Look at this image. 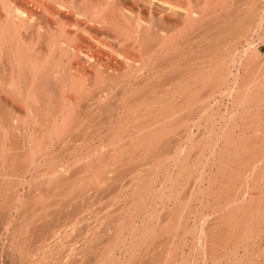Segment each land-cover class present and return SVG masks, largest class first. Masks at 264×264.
I'll return each instance as SVG.
<instances>
[{"label": "rangeland", "instance_id": "obj_1", "mask_svg": "<svg viewBox=\"0 0 264 264\" xmlns=\"http://www.w3.org/2000/svg\"><path fill=\"white\" fill-rule=\"evenodd\" d=\"M37 1L0 0V23L8 27L10 16L18 15L14 9L24 10L17 18L28 23L19 31L20 50L31 55L40 79L35 86L25 60L10 70L12 63L0 59V264H138L150 255L159 264H171L167 259L176 252V261L185 264H217L216 255L226 245L234 246L220 238L214 218L221 210L216 207L220 190L246 188L244 205L264 208V0H158L167 9L177 6L176 17L185 26L129 2L138 11L134 16L135 21L141 18L140 27L129 32L127 42H112L115 50L129 54V80L128 66L116 54L119 71L98 84L97 64L83 54L78 59L62 51L67 75L55 71L61 60L52 53L62 34L66 40L75 33L70 41H80L84 53H95L99 45L83 33L87 24L70 27L78 24L75 10L63 9L55 16ZM56 1L44 0L51 6ZM81 7L88 16L94 8L85 1ZM183 8L196 12L195 17L187 21ZM240 34L235 51L233 39ZM155 59L161 64L159 73ZM133 61L139 66L146 61L142 74L131 70ZM256 75L262 77L252 86ZM60 77L68 90L69 81L75 82L69 90L74 99L60 103L61 119L52 126L47 119L55 104L49 95L61 94L56 85ZM101 84L112 95L99 106L92 93ZM31 91L45 96L27 101ZM213 92L217 95L210 98ZM242 93H254L257 101L236 105ZM159 117L162 123L153 125ZM220 135V146L213 151ZM254 137L259 153L244 161L237 178L230 142L248 145ZM101 153L105 161L117 160L109 182L97 178ZM57 172H66L67 179L57 181ZM188 213L183 234L180 223ZM50 229L54 237L47 234ZM255 234L245 238L242 233L239 264H264V232ZM148 247L155 250L148 253Z\"/></svg>", "mask_w": 264, "mask_h": 264}, {"label": "bare ground", "instance_id": "obj_2", "mask_svg": "<svg viewBox=\"0 0 264 264\" xmlns=\"http://www.w3.org/2000/svg\"><path fill=\"white\" fill-rule=\"evenodd\" d=\"M86 2V3H92L94 8H93V12L91 13V15H87L85 12L86 10H84L82 7H81V4H83V2ZM38 2V1H37ZM131 2L134 6L133 7H137V9L139 11L141 10H149L151 12V14L153 15H157L160 19L163 18V16H166L171 22H174L175 24H180V25H184L182 24V22L179 21V17L177 16L176 17V13H175V8H177V6H171V8H165L163 3H159L158 0H57L56 1V5H49V4H46L44 2V0H40L38 2V4L43 8V9H47L50 14L52 15H55L57 14V12L59 13L61 10H66L67 13H68V10H75L76 13L75 15L78 17L77 21H78V24L76 25H72L70 24V27H79L81 29V25L79 24H87V26L89 27V29H83V33H85V35H88V37H90L95 43H97L99 46L97 47L98 50L94 53V51H87V53H84L83 49H81V46L79 45L80 44V41L77 42V44H74L72 43V41H70L73 37V34L75 33H72L71 34V37H70V33H69V38H67L66 40L63 39L62 35L61 37H59L58 40H56L55 42V49H54V52L52 54H54V57H56L58 60H61L60 62L61 63H58V65H60V69L58 70H55L56 72H59L60 75L64 73V70L65 67H64V64L65 62L63 61V55L64 53H62V51H64L65 53H70V52H73V55H76V58L80 59L81 58V55L83 54V56L87 57L88 58V61L90 59H92V61L94 60L96 62L97 65L96 68H97V76L99 81L97 82L98 83H103V80L106 79V76H109L110 74L114 75L115 72H118L119 71V68L120 66L117 64V58L115 57V55H120L125 64H127L128 66V72L126 73V81L128 82L129 80V54L128 53H124V52H120V51H117L115 50L112 42L113 41H120L121 43H125V40L127 38H129V32L132 31L133 29L135 30V28H139L140 27V20L141 18H138L137 21L136 20V17L137 16H134V14L136 13L137 14V10L133 9V7L131 6L130 7V3ZM162 2V0H161ZM169 6V7H170ZM135 7V8H136ZM191 7V6H190ZM52 8V10H51ZM182 8V7H181ZM7 10H9V13H10V10H12L11 8H8ZM16 11V13L18 15L14 16H10L11 18V26L8 27L7 25H4L3 23L1 24L0 23V50H4V54L1 55L0 54V59H7L8 61H10L12 64H10L9 68L10 70L13 69V66L14 64H18V61L20 59L23 60V63H24V60H25V63H26V68L25 70L29 71V78L30 80H32L33 84H34V81L37 79V76H39V72L37 73V71L34 69L35 67H32V65L30 64V58H31V55H28L27 53L23 52L25 51V49L21 52L20 50V47L22 48V45H21V41H20V38L18 37L19 34H20V29H22L24 27V25L27 23L26 21L24 20H20L18 21L20 17V15L24 14V10L22 11L20 8H15L14 9ZM183 10L185 11L184 15H185V18L186 20L190 21L192 20L193 17H195V14L196 12L192 11L190 8H183ZM137 11V12H135ZM70 13V12H69ZM74 13V11H73ZM58 15V14H57ZM198 16V15H197ZM23 17V16H22ZM58 17V16H57ZM9 18V19H10ZM231 18V17H230ZM21 19V18H20ZM133 19V20H132ZM27 20V19H26ZM76 20V19H75ZM143 20V19H142ZM231 21V20H230ZM227 21V23L229 24H234L233 21ZM134 22H137L136 25ZM144 22V21H143ZM142 22V23H143ZM237 22V20H236ZM235 22V23H236ZM257 22V21H256ZM146 22H144L145 24ZM260 23V21H259ZM28 24V23H27ZM69 25V24H68ZM149 25V24H148ZM147 25V26H148ZM185 26V25H184ZM85 28V27H84ZM230 29V28H229ZM228 29V30H229ZM230 31H232V29H230ZM63 32V31H62ZM135 32V31H134ZM133 32V33H134ZM48 34V33H47ZM46 34V35H47ZM59 34V33H58ZM60 35V34H59ZM58 35V36H59ZM40 36V35H39ZM48 36V35H47ZM65 37V35H64ZM209 37V35H208ZM212 37V36H211ZM46 38V37H45ZM54 38V37H52ZM210 38V37H209ZM243 38V35H238L237 37H235L233 39V45H232V49L233 50H237L238 48V45L239 43L241 42ZM246 39V38H245ZM50 42V41H49ZM119 42V43H120ZM127 42V40H126ZM48 43V42H47ZM54 43V41H53ZM47 46H52L51 44H48ZM121 46V45H119ZM53 48V47H52ZM88 49V48H87ZM90 49V48H89ZM118 49V48H117ZM232 50V51H233ZM235 50V51H236ZM76 52V53H75ZM29 53V52H28ZM63 55H62V54ZM5 55V56H4ZM42 55V54H41ZM236 55V54H234ZM3 57V58H2ZM47 57V55H46ZM49 57V56H48ZM69 57V56H68ZM234 57V56H233ZM36 58V57H35ZM41 58H43L41 56ZM235 58V57H234ZM53 59V58H52ZM75 59V57H74ZM43 60V59H42ZM45 60V59H44ZM55 60V59H54ZM71 59H69L68 61H70ZM236 60V58H235ZM4 61V60H3ZM87 61V62H88ZM91 61V60H90ZM238 61V60H237ZM36 62V60H35ZM80 62V61H79ZM83 62V61H82ZM156 63V71L155 73H159L160 71V62H159V59H155L154 61ZM49 63V62H48ZM70 63V62H69ZM132 63H135L132 65ZM136 63L138 62H130V66H131V70L134 71V72H137V73H140L142 74L143 71L145 70L146 68V61H144L143 64H141V66L137 65ZM4 64V63H3ZM21 64V63H20ZM34 64V63H33ZM36 64V63H35ZM52 64V63H51ZM91 64V63H90ZM22 65V64H21ZM57 65V66H58ZM92 65V64H91ZM25 66V65H24ZM90 66V65H89ZM126 66V67H127ZM22 67V66H21ZM37 67V65H36ZM38 68V67H37ZM64 68V69H63ZM76 68V67H75ZM95 68V69H96ZM94 69V67H93ZM5 70V69H4ZM38 70V69H37ZM46 70V68L44 69V71ZM47 70H50L47 69ZM6 71H9L7 68H6ZM39 71V70H38ZM41 72L42 69L40 70ZM53 72V71H52ZM74 72V71H73ZM10 73V72H9ZM48 73V71H47ZM67 73V72H66ZM66 73H64L65 75H67ZM37 74V75H36ZM45 74V73H44ZM27 75V76H28ZM131 75V74H130ZM198 73L195 74L194 78L195 81L198 79ZM26 76V77H27ZM48 76V75H47ZM62 76V75H61ZM58 77V75H57ZM63 77V76H62ZM70 77V76H68ZM262 77V75L260 76H255L254 80L251 81L249 84H252V86H257L258 85V81L259 79ZM6 78V77H5ZM13 79V76L11 77ZM10 78L9 81H12ZM49 78V77H48ZM8 79V78H7ZM28 79V78H27ZM56 79V78H55ZM62 79L61 77L60 78H57V87L59 90H61V94L58 93V95H48L50 96L49 98H51V100L53 101V103L55 104L53 106L52 109H50V112H49V115H48V119L47 121L51 123L52 126H54L55 123H57L59 121V118L60 116L62 115V111L64 109V106H60V103L62 101V103H66L65 101H70L72 102V100L74 99V97L71 95L70 92H72L74 90V81L73 78H72V82H70L69 80L71 79V77L69 78V85L68 87L70 86L73 90L72 91H69L71 90V88L68 90L66 89V85L64 84L65 82H63V79L62 81L60 80ZM6 80V79H5ZM15 80V79H14ZM18 80V79H17ZM38 80V79H37ZM40 80V79H39ZM38 80V81H39ZM8 81V82H9ZM44 81V80H43ZM106 81V80H105ZM104 81V82H105ZM125 81V82H126ZM7 82V83H8ZM13 82V81H12ZM36 82V81H35ZM47 82V80H46ZM126 82V83H127ZM71 83L72 86L70 85ZM95 83V82H94ZM10 86L14 87V84H11V82H9ZM8 84V85H9ZM36 84V83H35ZM34 84V85H35ZM40 84V82H39ZM247 85V88H249L251 85ZM26 85V84H25ZM32 85V84H31ZM41 86H43V84H40ZM19 86V85H18ZM29 86V84H28ZM27 85H26V88H29ZM35 86H39L38 84H36ZM34 86V87H35ZM96 86V85H95ZM98 86V85H97ZM33 87V85H32ZM31 87V88H32ZM33 87V88H34ZM126 87V85H125ZM217 87V86H216ZM25 88V87H24ZM36 88V87H35ZM41 88V87H40ZM43 88V87H42ZM76 88V87H75ZM47 89V88H46ZM34 90V89H33ZM67 90L69 91V93H67ZM94 90V89H93ZM30 91V90H29ZM35 91V90H34ZM42 91V90H41ZM40 92V91H39ZM38 92V93H39ZM228 92V91H227ZM44 93V92H43ZM222 93V92H221ZM22 94V93H21ZM27 94V93H26ZM66 94V95H65ZM18 95V94H17ZM25 95V94H24ZM111 89L109 88V86L105 85V84H101L99 85V88H96L95 91L92 93V98H94V102L93 103H96L97 105H101L107 101H109L111 99ZM217 95V92H213L212 94L208 95L210 98L211 97H215ZM44 97L45 95L42 94L40 92V94H37L36 92H29L27 97L28 99H26L27 101L29 100H32L30 99V97L32 98L33 97V102L36 103V101L38 102V99L36 97ZM65 99L62 100V97H65ZM39 98V97H38ZM48 97H46L47 99ZM257 97L254 96V93H246V94H239L237 96V98L235 99V104L240 106V105H243L244 103H247V105H250V104H254L257 99ZM26 101V102H27ZM41 101V100H40ZM43 101V100H42ZM41 101V102H42ZM118 102V101H117ZM33 103V104H35ZM32 104V103H31ZM117 104L116 103L114 106H113V111L111 112V114L108 116V119L109 120H112V117L113 115L116 113V110H117ZM30 105V103L28 104ZM67 108V107H66ZM69 108V107H68ZM28 110L32 113L34 110H32L31 108V105L30 107H28ZM161 117V116H160ZM159 117V118H160ZM236 117V116H235ZM233 118V117H232ZM61 119V118H60ZM156 121V120H155ZM163 120H158L157 118V121L156 123H153L156 124V126L160 125L162 123ZM161 129V128H160ZM160 129L158 130H155V132H153V135L154 134H157L160 132ZM221 134V133H220ZM221 135L218 137V139L214 142V147H213V151L217 150L218 146H220V142H221ZM151 142V141H150ZM240 141H234V142H230V145H231V148L228 150V153L230 151L229 154H232L233 153V157L237 160L235 161L234 165H233V168H232V172L234 173V176L236 177L237 175V178H238V175L241 174L240 171L241 168L244 167V161L247 160V159H250L252 156L257 157L258 153H259V147H258V138L254 137V138H250L247 142L249 143L248 145H245V143H239ZM154 143V140L153 142H151V144ZM155 145V143H154ZM217 148V149H215ZM227 149V148H226ZM225 153V151H224ZM224 155V154H222ZM228 155V154H227ZM105 157L102 155H100V157L97 159V166H98V172H97V178L99 181H106V182H109L112 180V178L109 176V172L111 171V169L115 168L116 167V163H117V160L116 159H113L112 161L113 162H110V161H105ZM112 159V158H111ZM129 160V159H128ZM95 166V165H93ZM223 170L225 168V165L222 166ZM70 170V169H69ZM66 171V170H65ZM56 174H58L57 176L59 177V174H60V177H59V180L57 181H63V180H66V178H64L65 174L67 176V173L65 172L64 173H59L57 172ZM203 175H206V174H203ZM205 177V176H204ZM201 178L202 181H205L204 179L205 178ZM236 178V179H237ZM240 178V177H239ZM241 180V179H239ZM238 180V182H239ZM237 182V181H236ZM234 182V183H236ZM241 182V181H240ZM86 184V183H84ZM87 185V184H86ZM102 185V184H101ZM81 186H84L85 185H81ZM211 186V185H210ZM225 187V186H224ZM207 189V188H206ZM221 189V188H220ZM227 187L225 189H221L220 192L218 193L219 196L216 198V202H217V208H220V212H215V214L218 213V216L217 217H214L216 218V223L218 225H220V228H219V235H220V238L221 239H227V242H231L232 244H234V246L232 245V248L229 249V245L225 246L223 251H221L222 253L221 254H218L216 255L217 259L215 260L217 262V264H223L222 261L226 259V262L227 264H239V257L236 256L238 250H240L239 245L241 244L240 242V239L241 236H242V233H246V237L245 238H253V235L255 233H261L264 232V230L262 229L261 225L264 224V208H260L253 205L252 202H248V204L244 205L245 203V200H247V193H248V190L246 188H237V189H234L233 190V193H228L230 192L229 189ZM83 189L81 188V191ZM202 190V189H201ZM207 191V190H206ZM80 192V191H79ZM202 195H204V190L201 192ZM217 194V195H218ZM209 195V194H208ZM249 196V194H248ZM204 198V197H203ZM250 199H252L250 197ZM214 200V199H213ZM204 201V200H203ZM251 201V200H250ZM247 202V201H246ZM215 204V203H214ZM220 206V207H218ZM215 208V207H214ZM216 209V208H215ZM226 210L225 212L223 210ZM172 213V212H171ZM204 214V213H203ZM216 216V215H214ZM180 218V217H178ZM205 220V219H204ZM46 222V221H45ZM190 222V216H189V213L187 214V216L184 218V220L180 223L181 226H182V229H181V232L184 234L186 233L187 231V227H188V224ZM212 225V224H211ZM216 226V224H213ZM258 225V227H257ZM214 226V227H215ZM218 228V227H217ZM217 228H216V231H217ZM122 229V228H121ZM215 229V228H214ZM213 230V228H212ZM211 231V230H209ZM53 232L51 229L49 230V233ZM97 234L98 235L100 233V230L97 229ZM181 233V234H182ZM213 233V232H212ZM211 233V234H212ZM217 233V234H218ZM46 234V233H45ZM46 234V235H47ZM52 237L53 236V233H51ZM214 235V234H213ZM245 235V234H244ZM48 236V235H47ZM256 236V234H255ZM51 237V238H52ZM211 238V237H210ZM209 238V240H210ZM257 238V237H256ZM218 239V238H217ZM263 239V238H262ZM116 240V239H114ZM212 240V239H211ZM229 240V241H228ZM231 240V241H230ZM206 241V240H205ZM216 241V240H215ZM225 241V240H224ZM234 241V243H233ZM243 241V240H242ZM110 242V241H109ZM220 242V241H219ZM226 242V241H225ZM240 242V244H239ZM54 243V242H53ZM208 243V242H207ZM243 243V242H242ZM157 244V243H155ZM219 244V243H218ZM244 244V243H243ZM242 244V245H243ZM247 244V243H246ZM50 245V244H49ZM249 245V244H248ZM153 246V245H152ZM208 246H210V244H208ZM217 246V245H216ZM246 246V245H245ZM154 247H157V246H154ZM149 248V249H146L145 251L148 252L149 250H155V248ZM166 248V247H165ZM238 248V250H237ZM243 248V247H242ZM107 248L104 249V251L106 250ZM161 249V248H160ZM163 249V248H162ZM200 249V248H199ZM248 249V248H247ZM175 250V249H174ZM201 250V249H200ZM245 250V249H244ZM161 252V250H159ZM165 252H167L166 250H164ZM169 251H170V248H169ZM168 251V253H169ZM181 251V250H180ZM243 251V250H242ZM171 252V251H170ZM173 252V251H172ZM215 252V251H214ZM107 253V252H106ZM141 253V252H140ZM149 253V252H148ZM154 253V252H153ZM167 253V254H168ZM179 253V252H178ZM181 253V252H180ZM239 253V252H238ZM152 254V253H150ZM155 254V253H154ZM167 254L165 256H167ZM173 254L172 257H170L171 255H169V259L163 258L164 259H167L171 264H185L184 261L181 260V262L179 261H176L175 258H177V252L176 254L174 253H171ZM149 255V254H148ZM142 256V255H141ZM147 256V255H146ZM240 256V255H239ZM143 257V256H142ZM145 257V256H144ZM161 257V256H160ZM207 257V256H206ZM235 257V259H234ZM238 257V260H236ZM145 258H148V259H138V260H141V262L138 261V264H159L160 261H158L157 259L153 258V255L151 256L150 255V258L149 257H145ZM241 258V256H240ZM243 258V257H242ZM76 259V258H75ZM159 259V257H158ZM144 260V261H143ZM244 260V259H243ZM104 262V261H103ZM166 262V261H164ZM190 262V261H189ZM75 261H70L69 264H74ZM215 263V262H214ZM213 263V264H214ZM162 264V262H161ZM225 264V263H224Z\"/></svg>", "mask_w": 264, "mask_h": 264}]
</instances>
